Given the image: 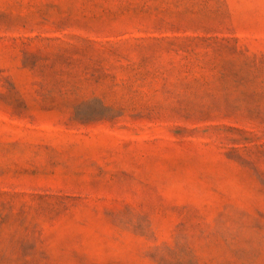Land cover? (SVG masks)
<instances>
[{"label": "rangeland", "instance_id": "374dc122", "mask_svg": "<svg viewBox=\"0 0 264 264\" xmlns=\"http://www.w3.org/2000/svg\"><path fill=\"white\" fill-rule=\"evenodd\" d=\"M0 264H264V0H0Z\"/></svg>", "mask_w": 264, "mask_h": 264}]
</instances>
